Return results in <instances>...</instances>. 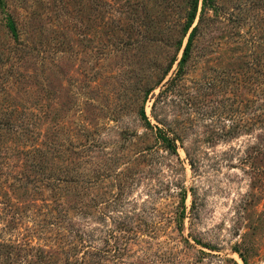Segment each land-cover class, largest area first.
Masks as SVG:
<instances>
[{
	"label": "rangeland",
	"instance_id": "obj_1",
	"mask_svg": "<svg viewBox=\"0 0 264 264\" xmlns=\"http://www.w3.org/2000/svg\"><path fill=\"white\" fill-rule=\"evenodd\" d=\"M197 1L0 0V264H264V0Z\"/></svg>",
	"mask_w": 264,
	"mask_h": 264
},
{
	"label": "trees",
	"instance_id": "obj_2",
	"mask_svg": "<svg viewBox=\"0 0 264 264\" xmlns=\"http://www.w3.org/2000/svg\"><path fill=\"white\" fill-rule=\"evenodd\" d=\"M197 2H198V1L195 0V2H194V4H193V8H192V11H191L190 16H189V24H188V25H190V24L192 23V21H193L195 15H196V11H197ZM202 2H203V5H205V2H207V0H202ZM203 5H202V7H201V10L204 8ZM196 28H197V25H194V26L192 27V29H191L189 35H188L187 42H186V45H185V47H184V52H183V56H182V58L185 57V53L187 54V48L189 47V45H190V43H191V41H192V39H193V35H194L195 31H196ZM261 65H262V68H261V70H260L259 72H260V73L262 74V76L264 77V62H262ZM257 85H259V87L262 86V88H264V78H258V80H257ZM259 93H260V95L264 96V92H263V91H259ZM263 102H264V99L262 100V103H263ZM258 116H259V115H258ZM260 121H261V125L264 126V112L261 113ZM163 137H164L163 139H164L165 142H166V145H167L168 147H170L172 150H176V144H175V142H174V138H173V137H169V136H163Z\"/></svg>",
	"mask_w": 264,
	"mask_h": 264
}]
</instances>
